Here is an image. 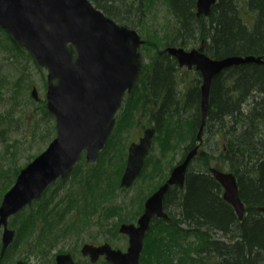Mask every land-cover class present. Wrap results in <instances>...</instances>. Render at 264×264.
Masks as SVG:
<instances>
[{"label":"trees","instance_id":"16d2710c","mask_svg":"<svg viewBox=\"0 0 264 264\" xmlns=\"http://www.w3.org/2000/svg\"><path fill=\"white\" fill-rule=\"evenodd\" d=\"M91 1L115 21L136 28L137 23L145 20V11L155 0ZM160 1L167 4L176 20L175 29L159 38L142 37L144 46L154 42L155 54L145 67L142 62L132 93L116 115L114 129L96 162H87L82 156L70 174L74 186L66 188V192L53 202L52 197L47 196L50 184L42 196L30 204L31 208L36 205L35 211L14 218L15 238L8 249L19 242L28 244L31 250L36 246L51 247L60 237L68 235L72 227L75 231L85 226L87 221L80 214L87 215L86 218L96 211H103L104 218L119 215L120 207L111 202L103 206L102 203L120 186L127 154L122 133L135 122V114L140 109L155 130L153 140L162 154L178 147L181 160L197 144L201 124L200 74L197 71L194 86L182 92V71L164 47H198L205 40L204 51L211 57L264 55V0H242L251 17L248 21L240 15L237 0H216L207 16L196 14V0ZM134 17L136 22L132 20ZM0 30L21 49L3 28ZM160 45L164 47L160 49ZM211 138L213 142L206 150L203 147ZM117 145L120 147L115 148ZM115 156H118L117 163L112 161ZM210 166L235 175L245 207L242 218H238L232 205L222 197V186L209 171ZM19 169L15 162L0 168V199L14 182ZM168 173L160 158L148 154L137 179L156 177L159 185ZM66 180L60 179L56 184L62 185ZM151 192H140V203L134 212L119 215L113 232L116 233L119 222L130 221L142 211L143 201ZM262 205L264 64L252 62L226 68L212 79L198 153L187 168L184 186H170L163 198V208L169 217L152 218L140 263L264 264V212L256 210ZM84 209L90 211L85 213ZM18 215L19 212L15 217ZM35 229L40 231L36 246L31 239ZM56 231L59 232L57 236L53 235ZM3 257L0 256V264L4 263ZM102 264L109 263L103 261Z\"/></svg>","mask_w":264,"mask_h":264},{"label":"water","instance_id":"95a60500","mask_svg":"<svg viewBox=\"0 0 264 264\" xmlns=\"http://www.w3.org/2000/svg\"><path fill=\"white\" fill-rule=\"evenodd\" d=\"M216 0H196L197 15L207 16ZM0 27L12 40L25 48L46 70L45 106L55 120V136L47 147L22 166L12 185L0 200V255L15 237L9 217L39 199L57 179L66 178L84 155L88 162L97 160L116 121L126 92L139 76L144 39L138 31L115 21L91 0H0ZM206 43L184 48L168 45L165 50L179 67H194L202 79L200 85L201 124H205L212 79L224 68L249 62H264V55H227L215 58L204 51ZM31 94L37 97L32 88ZM154 128L146 127L137 141L127 147L120 186L130 187L139 175L147 156ZM199 144L175 164L166 179L144 201L136 221L123 222L118 231L127 236L123 251L109 243H84L80 252L96 261L103 255L110 264H140L145 233L154 216L168 218L163 198L170 186H184L187 167ZM223 189L222 197L234 208L238 218L244 215L236 177L229 171L209 167ZM256 210L264 212V205ZM16 264H25L17 260ZM55 264H74L69 252L58 253Z\"/></svg>","mask_w":264,"mask_h":264},{"label":"rangeland","instance_id":"374dc122","mask_svg":"<svg viewBox=\"0 0 264 264\" xmlns=\"http://www.w3.org/2000/svg\"><path fill=\"white\" fill-rule=\"evenodd\" d=\"M237 4L240 15L244 20L248 21L251 17L247 12L248 9L244 6V2L242 0H237ZM166 5L167 4L160 0H155L152 4L150 3V7L145 11L147 15L145 20L137 23L136 28H134L141 37H149L151 39L155 37L159 38V36H164L165 33H170L175 29L176 20L172 17ZM132 20H135V17L132 18ZM136 20L134 22H136ZM169 33L167 34L169 35ZM167 36L165 39H167ZM152 43L154 42L150 41V44H146L145 46L141 45L139 48L144 64L143 67L149 64L150 60L153 58L152 56L155 54ZM159 47L161 49L164 46L160 45ZM20 48L21 49H18L0 30V132L2 131V135L0 136V168H6L14 164V162L15 165L21 168L35 155L43 151L55 136L54 117L48 113L45 108L46 71L35 63L27 50L23 47ZM163 49L165 50V47ZM178 69L182 71L181 75L184 78L182 88V92H184L188 87L189 79H195L197 76V71L194 69H186L185 67H178ZM33 87L37 91L36 99L31 94V89ZM139 92L138 90V94ZM130 94L124 96L122 106L125 105V101L130 97ZM120 112L121 110L119 109L116 115ZM142 112L143 110L140 109L135 114V122L129 126L127 131L122 133V142L126 145V153L129 143L131 141H137L139 136L142 135L145 127L151 126V123L146 116H143ZM186 114L187 113H184V115ZM212 142L213 139L211 138L203 148L209 150ZM116 147L120 146L117 145L115 148ZM126 155L127 154H125L124 159H126ZM149 155L160 158L163 168H165L166 171H170L181 158L180 149L178 147H176L175 150L171 149V151L162 154L157 142L154 140H152ZM117 157L118 156L112 158L114 163H117ZM70 176L71 175L66 177L67 180L62 185L56 184L60 179L50 185L47 192V194H49L47 196H51L53 202L57 201L63 193L66 192V188L74 186L73 177ZM158 183L159 178L156 177L150 180L141 178L136 179L129 188L119 186L109 195L108 199L102 203V206L111 202L110 204L120 207V217L132 213L140 203V192L143 190L153 192ZM30 206L29 204V206L27 205L19 211L18 216H11L9 218V226L16 230L12 221L14 218H20L21 215L30 214L32 210H36V205H33V208ZM90 209L92 208L90 207ZM83 211L87 213V211L90 210L84 209ZM72 212L74 213V209ZM103 213V211H96V213L89 218H86L87 215L84 216L80 214L81 218L87 221L85 226L82 229L80 227L81 230L76 228L75 231L74 227H72L70 232L67 233L68 235L60 237L51 247L36 246L37 236L40 231L39 229H35L33 234H31V239L33 241L35 240L32 244L34 243L36 248L31 250L30 246L24 244V242H19L14 246L12 244L7 254H4L3 264H15L16 260H22L26 262V264H48L50 260L54 259L55 253L61 251L73 253L74 259L78 264H102V258L96 262L90 261L80 253L81 246L85 242L93 244L107 242L111 246L123 251L127 247V236L118 231L119 225L123 222L117 224L116 233L112 231L114 225L120 219V217H118L119 215L117 217L112 216L104 218ZM140 213L136 215L134 219L124 222L134 223ZM75 218L76 217L73 219ZM80 221H82V219ZM102 223L103 225H101ZM53 235L57 236L59 232L56 231Z\"/></svg>","mask_w":264,"mask_h":264},{"label":"bare ground","instance_id":"6f19581e","mask_svg":"<svg viewBox=\"0 0 264 264\" xmlns=\"http://www.w3.org/2000/svg\"><path fill=\"white\" fill-rule=\"evenodd\" d=\"M246 55H254V56H258L257 54H246ZM249 63H252V62H249ZM253 63H259L260 64V62H253ZM264 64V62H261V64ZM243 64H246V63H243ZM239 65V64H238ZM231 66H237V65H231ZM231 66H228V67H226V68H229V67H231ZM226 68H224L223 70H225ZM223 70H221L220 72H222ZM219 72V73H220ZM218 73V74H219ZM191 78V77H190ZM194 81H195V79H189V81H188V87H192V86H194ZM201 83H202V79H201V76H200V82H199V87H200V85H201ZM200 102V101H199Z\"/></svg>","mask_w":264,"mask_h":264},{"label":"flooded vegetation","instance_id":"af4514ba","mask_svg":"<svg viewBox=\"0 0 264 264\" xmlns=\"http://www.w3.org/2000/svg\"><path fill=\"white\" fill-rule=\"evenodd\" d=\"M177 65H178V63H177ZM178 67H179V66H178ZM183 67H184V66H183ZM185 68H186V67H185ZM192 68H194V67H192ZM192 68H191V69H192ZM188 69H189V68H188ZM64 252H67V251L56 252L55 255H54V259L50 260V262H49L48 264H50V263H51V264H55V256H56L58 253H64ZM69 253L72 255V258H73V260H74V264H76V261H75V259H74L73 253H71V252H69ZM84 257H86V258H88V260H90L88 256H84ZM100 258H102L103 261H106V260H105V257H104L103 255L99 256L97 260H99ZM106 262H107V261H106ZM25 264H26V262H25Z\"/></svg>","mask_w":264,"mask_h":264}]
</instances>
